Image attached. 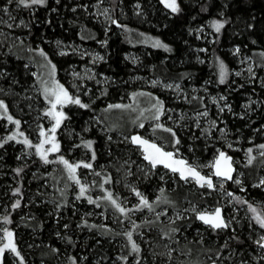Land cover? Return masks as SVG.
<instances>
[{"label":"trees","instance_id":"obj_1","mask_svg":"<svg viewBox=\"0 0 264 264\" xmlns=\"http://www.w3.org/2000/svg\"><path fill=\"white\" fill-rule=\"evenodd\" d=\"M178 3L181 11L176 14L160 0H60L59 4L48 0L47 7L30 9L0 0V8L7 6L15 17L12 21L0 13L5 21L0 24V99L8 105V114L21 122L19 129L30 140L39 136L45 125L41 122L45 104L38 87L37 60L46 57L68 92L90 105L66 109L68 118L58 131L59 155L75 163L88 162L92 151L96 153L93 169H79L88 191L77 200L79 187L60 179L58 163L45 165L24 144L4 143L0 148V216L10 215L12 223L7 227L14 231L20 253V257L5 253L4 264H20L21 257L23 264H73V258L76 264H136L137 259L140 264H210L213 260L241 264L243 259L257 264L259 252L253 241L264 230L254 221L250 224L247 204L234 197L264 210V186L254 187L264 178V157L256 149L264 144V0ZM21 20L27 27L16 26ZM215 20L228 21L218 34L210 27ZM157 40L170 51L155 47ZM221 61L229 70L224 84L219 83ZM160 84L180 87L162 89ZM138 93L163 101L164 114L158 121L151 118L156 123L141 130L138 125L131 130L113 126L107 117L115 109L106 110L108 105L128 104ZM221 96L227 99L220 100ZM225 105L231 111L225 107L221 113ZM205 110L207 117H197ZM165 128L176 132L179 156L206 175L211 169L202 166L210 164L218 150L227 152L234 158L236 177L240 176L242 184L233 187L228 182L221 192L218 184L209 190L193 181L186 183L162 167L151 169L141 151L124 139L139 132L175 151ZM16 129L0 118V143ZM147 131L152 134L146 136ZM17 140L22 139L17 136ZM86 141L93 142L91 150L83 146ZM248 148H253L255 156L250 165ZM17 168L23 169L19 175L14 171ZM105 178L110 182L104 183ZM101 185L125 209L139 205L135 188L153 210L142 208L125 217L99 199L106 194ZM16 188L21 190L19 196L12 194ZM229 192L237 206L233 213L226 206ZM88 197L100 207L89 204ZM157 197H166L170 203L157 204ZM17 199L21 206L13 210ZM192 207L198 211L223 207L231 227L213 232L195 219ZM177 214L183 218L176 219ZM170 228L179 229L171 238L165 235ZM127 231L140 246L138 254L131 252L124 235ZM233 235L243 244L229 240L230 248L217 260L216 250ZM201 238L203 243H197ZM170 250L171 256L167 255Z\"/></svg>","mask_w":264,"mask_h":264},{"label":"snow or ice","instance_id":"obj_2","mask_svg":"<svg viewBox=\"0 0 264 264\" xmlns=\"http://www.w3.org/2000/svg\"><path fill=\"white\" fill-rule=\"evenodd\" d=\"M60 0H56V3L59 4ZM102 2V0H101ZM162 4H164L165 8H168L171 10L172 13H180L181 8L178 3V0H160ZM15 3L16 7L24 8V9H30L34 6H40V7H47L48 6V0H7V4H13ZM139 7V6H138ZM51 11H56L55 8L51 9ZM72 11H76V8H73ZM105 13H107V9L104 10ZM0 13H3L4 15H7L9 17V20L14 21L15 17L12 16V14L9 11V8L7 6H4L0 8ZM223 13H221V16ZM113 24H117L118 27L120 25L118 22L114 19L111 20ZM227 20H215L211 22L210 27L214 28L215 32L218 34L221 32V29L225 27V24L227 23ZM5 21L3 20L2 16H0V24H4ZM9 28L13 27L12 23H9L7 25ZM17 27L23 26L27 27L25 22L23 20L20 21ZM251 27V26H250ZM3 33H0L2 35ZM83 38V37H82ZM58 44L60 42H57ZM106 43V42H102ZM155 47L164 48L166 51H170L168 46L166 44H162L160 41H156L154 44ZM201 51H206V49H201ZM240 49H235L236 53H239ZM41 55H44V53L41 51ZM65 53H61V55H64ZM102 59V58H101ZM54 68V66H53ZM219 83L224 84L226 83V77L229 74V70L227 66L221 61L219 63ZM249 72H252V69H248ZM239 75V73H236ZM93 78V77H90ZM154 84L156 82H153ZM167 88H179V84H176L175 86L171 84L165 85ZM43 93L45 95V98L48 99V103L50 104V108L44 113L45 116L49 117L53 123L51 124V127L47 130H44L42 127L39 131V136L41 137L40 142L33 144L29 139L24 138L23 140H17V135L24 136L23 132L19 131L20 127V121L14 120L11 115L8 114V105L4 102V100L0 99V118H6V120L14 124L17 128V132L11 135H8L6 139L0 143V148L4 146V143H7L9 141H15L17 143H22L28 148H34L35 154L39 157V159L42 161L43 164H51V163H58L63 166V169L67 172V178L68 180L72 181L74 184L79 185V193L76 197L77 200L81 199L85 196V193L88 191L87 186L81 184L80 179L77 176V170L80 168L84 169H93V162L96 160V153L95 151H92L91 154V160L88 162L85 161H79L76 163H70L63 155H59L55 160H50L49 155L53 153H59L60 152V143L57 140L56 133L57 130L61 127L64 120H66L68 117L63 112V107L68 104L77 105L80 108L87 109L90 107L89 104L82 102L81 98L79 96L73 97L69 94L68 90L64 88L63 85L59 84L56 81H53L52 85L45 86L43 88ZM85 95L88 94L86 91L84 93ZM151 95V94H148ZM156 99V103L152 104V109H155V112L153 114L154 120H159L161 115L164 114V104L163 101ZM194 99V98H193ZM226 97L221 96L220 100H226ZM213 102H216V99L213 98ZM131 105H122V104H110L108 105V109H126L130 108ZM225 107L228 108L229 111H231L230 105H225L224 107H220L219 111L221 113L224 112ZM59 108V110H57ZM141 115H143V112H141ZM207 117L208 112L205 110L203 112H198L197 117ZM243 118V117H241ZM183 119V117H181ZM140 128L144 127L143 123L139 124ZM157 128L162 127V125L157 124ZM196 127L199 128V122L196 123ZM212 127H216V122H212ZM164 131H167L171 134L172 137V147L175 149V151H165L163 147L158 146L154 142H150L148 139H145L141 137L140 135H131L130 137H125L124 139L131 143L132 145L136 146L139 150L142 152L143 159L147 161L148 165L151 166V169H156L158 166H163L164 169L169 170L173 174H178L179 178L186 183L190 181H194L199 187L204 188L206 187L209 190H215L217 184H219L220 188H223V184L227 181H232L233 183L237 185H241L242 181L239 178L233 177V172H235V168L233 167V158L227 154L225 151H217V154L214 156L213 161L208 165H203L202 167H208L211 169V172L209 175L205 176L201 174V171L198 170L197 166H194L192 164H189L186 159L178 158L179 156V149L176 147L180 144L179 138L176 136V132L173 131L171 128H165ZM259 131V130H257ZM206 134H209L207 130H205ZM221 132H223V129H221ZM198 138V137H197ZM111 139V137H109ZM46 145H49V147H45ZM81 145H75V147H80ZM83 146L91 150L93 148V142L92 141H86L84 142ZM228 148H232V144L227 145ZM256 149L259 151V155L261 157H264V144H260L256 146ZM253 148H248L246 151V155L248 157L247 163L250 165L252 164L253 160L255 159V156L252 155ZM19 159V157H18ZM17 175H19L23 169L17 168L14 169ZM95 175H100L99 172L94 173ZM215 176L217 178L216 183H214L212 177ZM163 179V177H161ZM110 178H105L104 183H109ZM264 186V178H262L258 184L254 185V187H261ZM103 191L106 192V194L99 198L105 201H108L116 211H118L120 214L124 215L125 217L128 216L129 212L132 211H138L142 208H147L149 211L153 210V205L148 201V199L138 190L135 188L132 189L134 194L139 198V205L135 209H125L122 207L118 202L117 199L113 197V193L110 191H107L106 189H103V185L100 186ZM161 193H163V189L160 190ZM241 191H244L243 188H241ZM14 196H19L21 194L20 188H16L13 193ZM229 197H232L233 194L231 192L227 193ZM234 199L238 200L241 203L247 204L248 212H250L252 215L250 217V224L252 221L255 222L259 226L261 230H264V210H258L257 207H254L253 204L249 203L248 201H240V198L234 197ZM160 202L164 203H170V201L167 200L166 197L161 199V197H157L156 203L159 204ZM88 203L89 204H96L97 207H100V204L93 200L91 197H88ZM21 206L20 200L17 199L12 205V209H18ZM187 211V210H186ZM191 211L195 213V219L201 221L204 225H206L209 229H211L213 232L219 233L222 230H227L231 227L232 221L229 219H225L223 215V209L222 207H215L211 211H198L195 207L191 208ZM166 214V213H164ZM160 214H157V219L159 218ZM183 217L179 214H177L176 219H182ZM172 223H175V221H171ZM12 221L10 219V215H3L0 216V264H4L5 260V253H11L16 257H20V253L18 251L17 245L14 240V231L10 230L7 225L11 224ZM67 227V225H65ZM133 227H136V225L133 222ZM178 228H170L165 235L169 236L171 238V234H174L178 232ZM235 232V229L232 230ZM124 235L127 238L128 244L131 246V252L132 253H139L140 252V246L136 243V241L133 239V233L131 231H127L124 233ZM249 239H251V236H249ZM229 240H235L237 244H243V241L239 240L238 236H230L227 240H225L224 244L221 246L220 249L216 250V259L221 258V254L224 249L230 248ZM197 243H203V239L197 241ZM253 243L256 246V250L259 252L258 257L256 258L257 264H260L261 261H264V234H260L259 238L254 240ZM207 252H211V249H206ZM190 254V253H189ZM233 254L232 251L229 252V256ZM167 255L171 256V250L167 253ZM211 258V257H209ZM227 258V257H226ZM122 260H127V257H121ZM20 264H23V258H20ZM73 264H76L75 259L73 258ZM136 264H140V260H136ZM212 264H216V261L213 260ZM241 264H248L246 259L241 260Z\"/></svg>","mask_w":264,"mask_h":264},{"label":"rangeland","instance_id":"obj_3","mask_svg":"<svg viewBox=\"0 0 264 264\" xmlns=\"http://www.w3.org/2000/svg\"><path fill=\"white\" fill-rule=\"evenodd\" d=\"M37 61L39 63V68H38L39 69L38 70L39 74H38V80H37L38 81V87H39V90L41 91L42 97L44 99L45 106H44L43 110L46 112L50 108V104L48 103V99L45 98V95L43 93V88L45 86H49L50 87L52 85L53 81H56V82H58L61 85H63V84L60 83V81L57 79L56 67L49 59H47L46 57L45 58H38ZM53 66H54V68H53ZM165 85L166 84H160L159 87H161L162 89H170V88L165 87ZM64 88H65V86H64ZM154 98H157V97L153 96V95H148V94H145V93L135 94V95L132 96V99H131L130 103L124 104V105H131L130 108L115 109L114 111H112V113L109 114V116L107 118H108V120L110 122L114 123L113 126H115V127L116 126H122V127L128 128L130 130L134 129V126L135 127L137 125L139 126L140 123H143L144 126L145 125L148 126V125H151V124L153 125V124L156 123L155 121L154 122L151 121V118L153 117V114L155 112V109H152V104L156 103V99H154ZM70 106H73V105L72 104H68V105H65L63 107V112L66 114V116H67L66 109L68 107H70ZM57 110H59V108ZM141 112H143V115H141ZM64 121H63V123H64ZM41 122L45 123V125L43 127L44 130L49 129L51 127V124L53 123V121H51V119L49 117L44 116V115L41 118ZM63 123H62V125H63ZM59 129L57 130V133H56L57 140H58V131H59ZM138 129L141 130L142 128L138 127ZM19 131L23 132V130H21V129H19ZM16 132H17V129H16L15 132H13V134L16 133ZM150 134H152V131H147V135L146 136H148ZM17 136L20 137L22 140L24 138H27V139L30 140V138L25 133H24V136H19V135H17ZM40 139H41V137L38 136L34 140H30V141L33 144H36V143L40 142ZM45 147H49V145H46ZM30 149L35 154V149L34 148H30ZM58 156H59V153H53V154L49 155V159L50 160H55ZM70 163H73V162H70ZM58 165H59L58 174L60 175V179H67L68 180L67 172L63 169L62 165H60V164H58ZM77 176L79 178V169L77 170ZM236 178L240 179V176L239 177L237 176ZM80 181H81V184H82L83 180L80 179ZM226 185H227V183L225 182L223 184V187H225ZM232 185H233V187H237V186L239 187L240 186V185H237V184H235L233 182H232ZM76 186L79 187V185H76ZM219 191L223 192V188L222 189L219 188ZM225 197L229 199L227 201V203H226V206L229 208V210H230L229 212L233 213L236 210L237 206H236V204H235V202H234L232 197H229L228 195H225ZM14 240H15V243H16L15 236H14ZM16 245H17V243H16ZM17 248H18V246H17ZM18 251H19V249H18ZM6 253H8V252H6ZM9 254H11V253H9ZM11 255L14 256L13 254H11Z\"/></svg>","mask_w":264,"mask_h":264},{"label":"water","instance_id":"obj_4","mask_svg":"<svg viewBox=\"0 0 264 264\" xmlns=\"http://www.w3.org/2000/svg\"><path fill=\"white\" fill-rule=\"evenodd\" d=\"M133 135H140L141 137H143V138H145V139H148V138H146L145 136H143L141 133H139V132H137V133H135V134H133ZM150 142H154V143H156L158 146H160L157 142H155V141H153V140H150V139H148ZM136 147V146H135ZM162 147V146H161ZM165 151H169V150H166V149H164ZM141 151V150H140ZM142 153V152H141ZM228 154V153H227ZM229 155V154H228ZM229 156H231V155H229ZM232 157V156H231ZM178 158H182V157H180V156H178ZM233 158V157H232ZM183 159H185V158H183ZM147 162V161H146ZM189 163V162H188ZM190 164V163H189ZM158 167H162L163 168V166H158ZM157 167V168H158ZM233 167L235 168V172H233V177L235 178L236 177V174H237V167H236V164H235V161H234V158H233ZM165 170H167V169H165ZM167 171H169V170H167ZM200 171V170H199ZM170 172V171H169ZM171 173V172H170ZM201 174L202 175H205V176H207L206 174H204V173H202L201 172ZM178 175V174H177ZM212 179H213V181H214V183H216V180H217V178L215 177V176H213L212 177ZM194 182V181H193ZM228 182H232V181H227L226 183H228ZM222 209H223V207H222ZM223 215H224V209H223ZM224 217H225V215H224ZM225 219H226V217H225ZM199 221V220H198ZM199 222H201V221H199ZM202 223V222H201ZM203 224V223H202ZM204 225V224H203ZM206 226V225H205ZM210 264H212V262L210 263ZM217 264V263H216Z\"/></svg>","mask_w":264,"mask_h":264}]
</instances>
